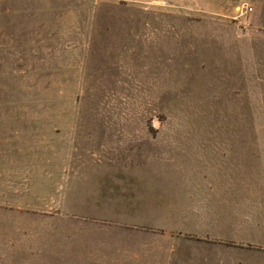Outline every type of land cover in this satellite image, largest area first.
Masks as SVG:
<instances>
[{
    "label": "rangeland",
    "instance_id": "374dc122",
    "mask_svg": "<svg viewBox=\"0 0 264 264\" xmlns=\"http://www.w3.org/2000/svg\"><path fill=\"white\" fill-rule=\"evenodd\" d=\"M202 135L264 150V0H0V264L147 245L145 224L89 220Z\"/></svg>",
    "mask_w": 264,
    "mask_h": 264
},
{
    "label": "crops",
    "instance_id": "0c3cea01",
    "mask_svg": "<svg viewBox=\"0 0 264 264\" xmlns=\"http://www.w3.org/2000/svg\"><path fill=\"white\" fill-rule=\"evenodd\" d=\"M241 137L178 136L182 145L165 147L170 157L136 166L133 195L119 196V212L88 220L145 224L150 242L102 264L144 256L158 264L162 254V264H264V150L239 149Z\"/></svg>",
    "mask_w": 264,
    "mask_h": 264
}]
</instances>
